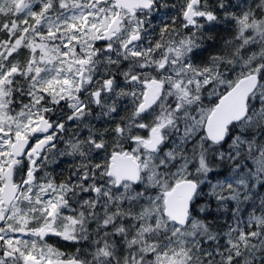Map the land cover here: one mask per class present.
<instances>
[{
    "label": "snow or ice",
    "instance_id": "snow-or-ice-1",
    "mask_svg": "<svg viewBox=\"0 0 264 264\" xmlns=\"http://www.w3.org/2000/svg\"><path fill=\"white\" fill-rule=\"evenodd\" d=\"M246 3L0 0V264H193L190 242L202 227L188 218L193 194L220 237L201 240L205 251L221 264H256L257 255L264 264V133L251 132L264 122V92L255 95L264 66L241 73L215 108L186 117L213 145L214 167L178 179L159 211L142 207L151 198L135 163L137 147L155 149L173 111L194 102L190 93L230 67L209 49L222 55L264 40ZM220 24L230 37L223 47H200ZM177 29L190 39L169 47L164 37L171 42ZM130 110L139 135L109 151L103 139L123 132L115 125ZM245 110L241 131L233 121ZM69 122L95 152L54 174L48 166L69 157L57 148ZM221 205L227 213L209 210Z\"/></svg>",
    "mask_w": 264,
    "mask_h": 264
},
{
    "label": "clouds",
    "instance_id": "clouds-1",
    "mask_svg": "<svg viewBox=\"0 0 264 264\" xmlns=\"http://www.w3.org/2000/svg\"><path fill=\"white\" fill-rule=\"evenodd\" d=\"M241 8L246 15H251L257 24L264 23V0H247L246 4H242ZM181 30L177 29L174 34V38L171 42L167 37H164L166 43H169V47L173 44L177 48L187 44L190 39L188 34L179 35ZM176 36H178L180 43L176 44ZM210 41H217V37L214 33L206 34L204 42L199 45L200 47L207 48ZM224 38L221 37L217 44H214L217 48L223 47ZM189 53H185L188 55ZM209 59L220 56L221 59L227 61L230 67L220 70L219 76H213L209 79L208 83H201L199 87L191 92L190 95L195 97L194 102L187 106L186 112L173 111V122L170 126V130L163 133L161 143L155 149H149L146 152L140 151V148L136 149V165L139 171V181L142 185L140 192L147 198H151L149 204L147 200L143 204L145 209H154L159 211L164 206V197L169 192L178 179H186L189 176L196 175L205 170V168L211 169L214 167L210 161L213 145L206 144L204 136H202V130L195 126V121L187 119L189 115L196 117L201 110H211L219 103V97L225 92L226 89L232 86V83L239 78L241 73L251 74L254 69L264 66V40L257 39L254 41V46L249 45L245 50L239 45L235 47H229L224 49L223 54L220 52L208 50L207 53ZM264 83L259 80L255 81V95L260 96L264 92V88L260 85ZM264 99V97H261ZM256 100L253 99L252 104H255ZM251 107V105H246ZM247 114L246 110L233 121L241 131H248L245 127L244 116ZM134 113L130 110L128 114L121 117V120H126L127 123H121L117 121L115 127H120L123 132L118 136H112L111 138L105 137L103 143L109 146V151L113 148L119 147L123 149L125 145L130 141L134 135H139L132 127ZM110 116L106 114L103 119L107 120ZM155 118V114L148 118V122ZM86 123H92L93 130L95 123L88 121ZM230 127L225 129V135L230 132ZM83 131V129H81ZM103 131V130H101ZM254 134L253 139L259 140L261 134L264 133V122L258 124L251 129ZM187 133V134H186ZM206 135V133H205ZM62 147L57 148L60 150H66L67 155L75 160L76 155H83L86 159L93 156L95 150L88 149L83 137H80L79 132H75L74 128H67L64 130V134L61 137ZM76 142L80 145L79 153H73L72 143ZM115 142V143H113ZM63 157V156H61ZM89 162H91L89 160ZM81 161L77 160V164ZM252 195V193H249ZM195 205V207H193ZM209 210L217 212L227 213V205H221L218 208L209 206ZM205 208L202 204L196 203L195 194L188 207V218L194 223L201 225L198 229L200 235L195 238V242L192 246L196 249L192 253L195 259L193 264H221V259L212 255L210 251H205L201 247V240L207 244L211 239L215 238L219 240V234L215 228L204 217ZM199 213V215H194ZM191 228V225H189ZM208 257H211L210 259ZM256 264H260V258L257 255Z\"/></svg>",
    "mask_w": 264,
    "mask_h": 264
},
{
    "label": "flooded vegetation",
    "instance_id": "flooded-vegetation-1",
    "mask_svg": "<svg viewBox=\"0 0 264 264\" xmlns=\"http://www.w3.org/2000/svg\"><path fill=\"white\" fill-rule=\"evenodd\" d=\"M68 128H74V125L69 122ZM58 147H62V143H58ZM73 163H77V160H74L71 157H57L56 163L48 166V171L53 172L54 174L59 173L62 169H67ZM64 174L67 175V171H65Z\"/></svg>",
    "mask_w": 264,
    "mask_h": 264
},
{
    "label": "trees",
    "instance_id": "trees-1",
    "mask_svg": "<svg viewBox=\"0 0 264 264\" xmlns=\"http://www.w3.org/2000/svg\"><path fill=\"white\" fill-rule=\"evenodd\" d=\"M223 28H224V25L223 24H220V25H217L215 29H209V32L210 33H213L214 32V34L217 37V41H210L209 44H217L220 41V38L221 37H223L224 39L230 38L223 31ZM256 104L258 106V102L257 101H256ZM213 182H215V181H213ZM209 219H211V217ZM225 222H229L230 223V221H227V217L226 216L221 217L220 223L223 224Z\"/></svg>",
    "mask_w": 264,
    "mask_h": 264
},
{
    "label": "rangeland",
    "instance_id": "rangeland-1",
    "mask_svg": "<svg viewBox=\"0 0 264 264\" xmlns=\"http://www.w3.org/2000/svg\"><path fill=\"white\" fill-rule=\"evenodd\" d=\"M0 35H2V34H0Z\"/></svg>",
    "mask_w": 264,
    "mask_h": 264
}]
</instances>
